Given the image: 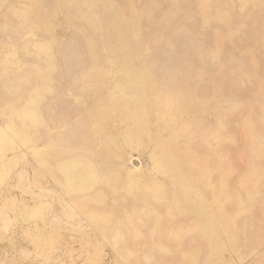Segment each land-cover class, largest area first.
Returning <instances> with one entry per match:
<instances>
[{
  "label": "rangeland",
  "instance_id": "obj_1",
  "mask_svg": "<svg viewBox=\"0 0 264 264\" xmlns=\"http://www.w3.org/2000/svg\"><path fill=\"white\" fill-rule=\"evenodd\" d=\"M0 264H264V0H0Z\"/></svg>",
  "mask_w": 264,
  "mask_h": 264
}]
</instances>
